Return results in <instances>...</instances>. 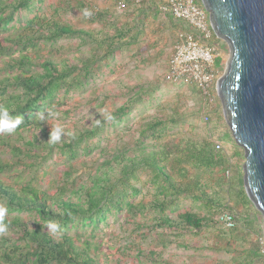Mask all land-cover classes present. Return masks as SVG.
Returning <instances> with one entry per match:
<instances>
[{"label": "trees", "instance_id": "1", "mask_svg": "<svg viewBox=\"0 0 264 264\" xmlns=\"http://www.w3.org/2000/svg\"><path fill=\"white\" fill-rule=\"evenodd\" d=\"M43 1L0 0V32L9 30L18 13L35 11L32 17L24 18L19 34L0 38V57L9 56L0 67V107L7 108L13 118L23 116V123L17 128L28 132L26 144L31 149L13 144L3 133H0V147L9 145L16 154L30 153L36 148L49 153L61 150L73 159L85 152L83 150H91L85 143L99 134L98 127L65 130L75 133V138L65 136L52 144L48 142L52 129L37 116L45 113L47 103L61 91L86 87L97 75L111 69L110 60L115 52L138 42L144 33V20L140 18L138 26L110 21L96 31L39 14L37 9ZM196 1L203 6L201 0ZM137 6L158 10L155 3ZM106 13L109 10H102L95 17L105 20ZM65 38H84L103 50V54L91 52L85 57L60 55L56 58L40 53L43 48L54 47ZM16 52H19L18 56H14ZM153 95L154 89L149 85L129 88L127 101L110 112L115 117L111 121H122L134 105L153 98ZM180 115L177 111L170 115H153L142 124L134 146L97 165L94 172L74 189L68 187L70 169L65 172L67 181L55 192L31 183L19 188L0 178V199L10 211L34 212L41 221L56 222L64 228L77 217L99 220L112 210H123L128 204L143 215L153 213L155 227L170 229L177 235H199L204 228L217 222L215 214L224 211L233 213L237 221L238 212L253 203L245 189L242 167L238 176L229 175L228 171L233 167L231 157L223 145L219 149L216 147V140L193 134L168 139L167 134L179 123ZM231 141L234 142L233 137ZM10 165L0 152V173L8 170ZM141 170L150 174L156 190L151 199L135 203L130 199L141 192L136 185ZM181 197L200 202L206 212L186 210L175 214ZM250 219L247 216V220L234 228L224 227L212 247L233 252L232 264H255L260 257V249L252 246L247 230L252 224ZM4 223L8 225L7 231L13 233L0 237V264H103L100 244L68 233L52 234L44 224L30 226L19 215H5ZM182 244L190 247L187 242ZM135 248L153 264L170 263L155 249L145 251L138 245Z\"/></svg>", "mask_w": 264, "mask_h": 264}, {"label": "rangeland", "instance_id": "2", "mask_svg": "<svg viewBox=\"0 0 264 264\" xmlns=\"http://www.w3.org/2000/svg\"><path fill=\"white\" fill-rule=\"evenodd\" d=\"M87 8L98 14L102 10H109V13H106L105 20L103 17L98 19V16L85 18L82 13ZM145 9L150 13V18L144 22L147 30L140 36L139 42L115 52L114 58L110 60L112 70L109 68L107 72L97 75L86 87L70 92L61 91L45 107V115L50 108L60 114L45 121V126L50 128L51 125L57 124L62 125L65 130L83 126L98 127L99 134L85 143L91 150L88 152L83 150L85 152L79 157L71 159L61 150L49 153L36 148L30 153L16 154L9 145H3L0 147L1 156L11 164L8 170L0 173V178L4 182L19 188L23 184L31 183L41 189L55 192L67 181L65 172L70 169L68 187L74 189L88 178L90 172H94L97 165L111 159L119 151L134 146L140 137L142 124L150 120L153 115H170L175 111L181 114V118L175 127L170 128L167 138L193 134L198 138L221 142L233 163L229 175L238 176L245 162L244 151L236 143L225 119L217 89H214L209 99L203 95L196 83L169 78L168 60L173 35H169V32L161 28L162 13L150 7ZM37 10L39 14L48 18H58L73 26L96 31L105 24L107 26L110 21L126 23L127 15L133 16L135 11L119 10L112 0H44ZM34 13L35 11L18 13L9 30L0 32V38L19 34L23 29L24 18L32 17ZM186 27L191 29L184 22L177 25L178 30ZM212 42L218 47L215 66L220 77L229 61L230 48L224 39L217 36ZM91 52L99 56L103 54V50L91 42H86L84 38L61 39L54 47L47 46L40 50V53L56 58L60 55L85 57ZM18 55L19 52L14 53V56ZM7 59L9 56L0 57V67L5 65ZM139 84L152 86L153 98L134 105L130 114L120 122L106 121L102 110L110 113L125 103L129 88ZM98 120L99 124L96 123ZM3 134L13 144L24 149L30 148L26 144L29 136L25 130L17 128L12 134ZM231 136L234 142L231 141ZM150 179L149 173L143 170L139 172L136 185L141 192L131 198V202L136 203L142 199L146 201L154 196L156 189ZM6 205L4 200L0 199V207L6 209V215H19L25 218L30 226L42 223L45 229L51 232L47 226L49 223L41 221L34 212L10 211ZM186 210L201 214L206 212L200 202L181 197L175 214ZM241 211L238 212L237 224L240 225L245 219L247 220V216L251 218L249 221L252 224L247 230L250 233L252 246H258L260 249V257L255 264H264L263 215L253 203L249 208ZM153 215V213L143 215L138 210L130 208L128 204L123 210H112L99 220L77 217L65 228L57 223L60 231L55 235L68 233L100 244L102 253L100 259L103 264H153L147 257L138 254L136 245L142 246L145 251L155 249L161 252L163 257L170 261L169 264H232L233 252L212 248L219 239V232L224 229L218 219L219 213L214 215L217 222L204 228L199 235L191 233L177 235L170 229L157 228L152 221ZM12 233L13 231H6L0 234V237L10 236ZM165 240L169 243L166 244ZM182 242L189 243L190 247H185Z\"/></svg>", "mask_w": 264, "mask_h": 264}, {"label": "water", "instance_id": "3", "mask_svg": "<svg viewBox=\"0 0 264 264\" xmlns=\"http://www.w3.org/2000/svg\"><path fill=\"white\" fill-rule=\"evenodd\" d=\"M230 48L216 83L224 116L243 149L244 185L264 218V0H201Z\"/></svg>", "mask_w": 264, "mask_h": 264}, {"label": "built area", "instance_id": "4", "mask_svg": "<svg viewBox=\"0 0 264 264\" xmlns=\"http://www.w3.org/2000/svg\"><path fill=\"white\" fill-rule=\"evenodd\" d=\"M112 1L119 10H125L129 5L155 3L160 13L171 15L189 25L192 29H179L176 33L168 60V76L172 80H189L196 83L203 95L211 98L219 77L215 66L218 47L212 42L214 31L204 6L196 0ZM90 11L93 14L88 18L97 14L93 10ZM216 147L221 148L222 143L216 141ZM218 219L225 228H234L237 225L235 215L229 211L219 213Z\"/></svg>", "mask_w": 264, "mask_h": 264}, {"label": "clouds", "instance_id": "5", "mask_svg": "<svg viewBox=\"0 0 264 264\" xmlns=\"http://www.w3.org/2000/svg\"><path fill=\"white\" fill-rule=\"evenodd\" d=\"M82 14L85 18H88L93 13L90 10L85 9ZM59 115V112H56L50 108L47 110V115H45L44 113H39L37 118L42 123H44L48 118L58 117ZM102 115L106 121H111L115 119V117L106 110H102ZM21 123H23V116H17L13 118L7 108L0 107V133L12 134L13 132H15V130ZM96 123L99 124L100 121L98 120ZM51 129L52 130L50 133V139L48 141L49 143H58L61 141L62 137L65 136H70L73 139L75 138V133L66 132L62 125H51ZM5 215L6 209L0 207V234L6 233L8 228V225L4 223ZM47 226L52 234H56L60 231L59 225L57 223L50 222Z\"/></svg>", "mask_w": 264, "mask_h": 264}, {"label": "crops", "instance_id": "6", "mask_svg": "<svg viewBox=\"0 0 264 264\" xmlns=\"http://www.w3.org/2000/svg\"><path fill=\"white\" fill-rule=\"evenodd\" d=\"M131 10H135L133 11L134 13L131 15H127L128 20L126 21V23H132L138 26V21L140 20V18H142L144 20V22H147V19L150 18V13L148 11V9L146 10H141L140 7H138L137 5H129L126 9V11H131ZM141 12V14H140ZM146 18H144V17ZM160 20H161V28L166 30L167 32H169V35H173L172 36V43H174L175 41V37H176V31H178L177 25H181V22L179 20H176L173 16L171 15H161L160 16ZM160 21H158L159 24ZM137 23V24H136ZM145 25V23H144ZM185 29H188L187 27ZM137 30V29H136ZM147 30V28L144 27V31ZM140 40V37H139ZM138 40V42H139ZM137 43V42H136ZM173 45V44H171ZM144 46V45H143ZM143 48V47H142ZM172 52V49H171ZM170 55V53H169Z\"/></svg>", "mask_w": 264, "mask_h": 264}]
</instances>
